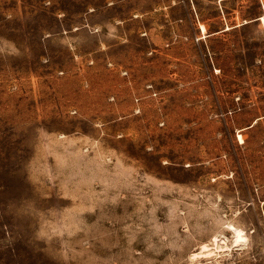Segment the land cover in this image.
<instances>
[{"label":"rangeland","instance_id":"obj_1","mask_svg":"<svg viewBox=\"0 0 264 264\" xmlns=\"http://www.w3.org/2000/svg\"><path fill=\"white\" fill-rule=\"evenodd\" d=\"M261 15L0 0V264H264Z\"/></svg>","mask_w":264,"mask_h":264},{"label":"bare ground","instance_id":"obj_2","mask_svg":"<svg viewBox=\"0 0 264 264\" xmlns=\"http://www.w3.org/2000/svg\"><path fill=\"white\" fill-rule=\"evenodd\" d=\"M261 17L264 19V15H261ZM262 20V19H261ZM262 23H264V21L262 20ZM239 138L241 141H243V136L241 134H239ZM245 240V231L242 228H238L236 230V234H235V238H234V242L235 244H240ZM223 248L228 249L229 244L226 242V238L224 237V244L222 245H217ZM216 251V250H215ZM212 252L214 253V250L212 249V247L208 246V244H204L202 246V250L200 252L197 253H193L192 256L196 257V256H208L210 254H212Z\"/></svg>","mask_w":264,"mask_h":264}]
</instances>
